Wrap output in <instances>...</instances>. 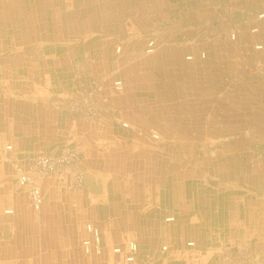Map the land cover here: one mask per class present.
I'll list each match as a JSON object with an SVG mask.
<instances>
[{
	"label": "rangeland",
	"instance_id": "374dc122",
	"mask_svg": "<svg viewBox=\"0 0 264 264\" xmlns=\"http://www.w3.org/2000/svg\"><path fill=\"white\" fill-rule=\"evenodd\" d=\"M263 1L50 0L34 23L43 39H0L10 97L38 72L13 62L46 63L57 76L51 92L25 88L49 97L58 115L49 146L42 141L30 158L0 146L2 154L12 147L0 161L21 193L16 206L39 234L25 255L34 261L20 264H264ZM38 159L47 162L37 167ZM15 167L35 175L39 210ZM89 190L108 200L176 194L208 227L192 226V215L167 200L150 224L145 214H127L114 229ZM88 225L99 233L100 254L83 251Z\"/></svg>",
	"mask_w": 264,
	"mask_h": 264
},
{
	"label": "crops",
	"instance_id": "0c3cea01",
	"mask_svg": "<svg viewBox=\"0 0 264 264\" xmlns=\"http://www.w3.org/2000/svg\"><path fill=\"white\" fill-rule=\"evenodd\" d=\"M45 1L50 0H0V4L2 3L0 5L1 41L9 35V37H15L12 36L13 34L15 35V32L18 34L16 37L43 39L45 35L43 33H38L39 28H34V23L41 17L40 6L41 4H45L43 3ZM13 5L16 6V11L11 10ZM13 16L17 18L14 19ZM20 25H22V27H20ZM28 26L31 27V30H28ZM16 27L19 28L16 30ZM59 52L60 55L63 54V50ZM24 55L25 54L22 53V57ZM23 61L17 63L13 62L9 66L22 71L25 69H38L36 73L37 79L34 78V80L27 81L26 84L18 83L17 96L15 98L10 97L8 94L6 88V86H8L7 79L0 74V146L10 143L14 148L15 154L30 158L34 155L33 152L40 148V143L42 141L49 146V138L46 135H49V128L57 123L58 115L55 113L53 107L49 105L48 102L51 101L49 97L46 99L37 97L38 95H28L25 88L30 84L35 87L36 91L37 86H43L49 91L55 86L57 76L48 72V65H46V63L41 65L39 61H35V63ZM57 62L58 65L63 64L61 58ZM70 66L71 65H63L64 70L68 69ZM80 66H86L87 68V65ZM41 70L42 73L48 72V76L42 80L45 81L44 83L41 82ZM64 80L66 81V79ZM19 86L21 89L18 88ZM41 101L42 103L48 104L46 106L43 104L41 105ZM42 126L44 130H41ZM62 126L66 127L65 124ZM13 177L11 167L0 161V264H20L25 260H29V262L34 261L33 257L28 258V256L25 257V255L32 252L35 245L34 242L39 237V234L34 232V230H36L34 223L32 221H27L25 213L28 215L30 212L21 211L20 207L16 206V198H19L21 193L15 187ZM138 181L143 182V180ZM150 181H152L151 177L149 178V176H147V179H145L143 183L148 184ZM136 187L138 186H135V189ZM88 193L97 200L95 205L96 213L101 215L107 214L108 219L111 220L108 223H111L114 229L115 227H120V221L124 222L127 220V218H122V216L127 214H132V216L134 214H145L146 222L150 224L148 215L161 213L164 212L165 209H168L169 204L166 205L167 200L171 201L172 206L180 207L178 210L183 214L192 215L194 212L192 210L193 208L191 209L188 205L182 206L180 204L182 199L176 194L168 197V195L164 193L153 194L148 192L146 194H141L137 192L131 194L127 200L124 198L121 199L120 197L115 198L114 196H110L108 200V195L106 197L104 193L98 194L95 192L93 194L91 190H89ZM9 206L12 210L14 209L11 215L12 219L8 216L6 217L4 213L5 208ZM52 210L54 213H60L59 208H54ZM193 215L186 218V221L194 222L191 223L192 226H200L202 224V226L206 227L208 225L205 218L200 220L196 219L197 217L195 216L193 217ZM24 246H27L26 249ZM49 260L55 261V256L53 259L51 258Z\"/></svg>",
	"mask_w": 264,
	"mask_h": 264
},
{
	"label": "built area",
	"instance_id": "2783aa9c",
	"mask_svg": "<svg viewBox=\"0 0 264 264\" xmlns=\"http://www.w3.org/2000/svg\"><path fill=\"white\" fill-rule=\"evenodd\" d=\"M12 150L11 146H6L3 150L4 154L0 152V155H6ZM47 162V159H38L35 163L37 167H40V165H45L44 163ZM16 174H17V181L18 184L22 187H25L28 190L30 200L32 203V206L35 210L40 209V205L42 202L41 193L39 186L36 183L35 175H33L30 172H26L20 167H15ZM41 176V175H40ZM87 231L91 234L92 238L90 240H86L82 243V248L85 254H89L91 252H94L96 254H100V238L99 233L96 228L92 227L91 225L87 226ZM128 248V254L129 256L126 257L127 261H133L134 253L136 252V246L132 243L129 244ZM115 253H120V248H116L114 250ZM126 261V262H127ZM122 261H116L114 264H123Z\"/></svg>",
	"mask_w": 264,
	"mask_h": 264
}]
</instances>
